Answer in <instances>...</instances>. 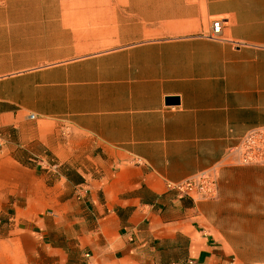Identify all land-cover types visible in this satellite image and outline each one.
Listing matches in <instances>:
<instances>
[{"label":"crops","instance_id":"obj_1","mask_svg":"<svg viewBox=\"0 0 264 264\" xmlns=\"http://www.w3.org/2000/svg\"><path fill=\"white\" fill-rule=\"evenodd\" d=\"M261 127L264 0H0V264H264Z\"/></svg>","mask_w":264,"mask_h":264},{"label":"built area","instance_id":"obj_2","mask_svg":"<svg viewBox=\"0 0 264 264\" xmlns=\"http://www.w3.org/2000/svg\"><path fill=\"white\" fill-rule=\"evenodd\" d=\"M221 32V22L213 20L209 38L217 39ZM33 115L29 118L33 119ZM239 165H259L264 167V127L248 131L240 144L232 149ZM166 187L175 191L180 197H188L193 201L213 199L216 197V173L215 170L199 172L179 182H168Z\"/></svg>","mask_w":264,"mask_h":264},{"label":"water","instance_id":"obj_3","mask_svg":"<svg viewBox=\"0 0 264 264\" xmlns=\"http://www.w3.org/2000/svg\"><path fill=\"white\" fill-rule=\"evenodd\" d=\"M167 101L170 102V103L176 102V100H173V99H168Z\"/></svg>","mask_w":264,"mask_h":264}]
</instances>
